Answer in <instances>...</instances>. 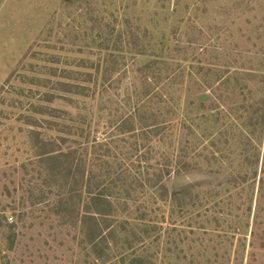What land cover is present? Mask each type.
I'll return each instance as SVG.
<instances>
[{
  "label": "rangeland",
  "instance_id": "374dc122",
  "mask_svg": "<svg viewBox=\"0 0 264 264\" xmlns=\"http://www.w3.org/2000/svg\"><path fill=\"white\" fill-rule=\"evenodd\" d=\"M134 260L264 264V0H0V264Z\"/></svg>",
  "mask_w": 264,
  "mask_h": 264
},
{
  "label": "trees",
  "instance_id": "16d2710c",
  "mask_svg": "<svg viewBox=\"0 0 264 264\" xmlns=\"http://www.w3.org/2000/svg\"><path fill=\"white\" fill-rule=\"evenodd\" d=\"M155 62H150L148 63L147 67L148 69L154 64ZM59 89L62 92H68V93H73V94H84L85 88L76 84H66V83H59ZM65 87H69V90H66ZM73 89H76L73 91ZM199 89L201 90L200 93H202V88L199 86ZM198 89V90H199ZM199 90V91H200ZM198 93V91H197ZM50 102L51 100H47ZM214 100L211 99L210 104H213ZM197 107L200 110L206 109V104L204 102L198 103ZM39 109V110H38ZM41 108H37L36 113L37 114H43ZM28 125L34 127H40V121L37 120L36 118H28ZM125 122V121H124ZM123 122V123H124ZM129 124L127 127L122 126L120 130L127 131V132H133L135 130L134 126H130ZM165 126H157L156 124H152V127H146L150 128L149 130H145V134L147 136H159L161 133L166 129L164 128ZM52 129V128H50ZM31 135L32 139L34 140V144L38 150V156L42 157V161L48 164H53V167H56V165L62 163L61 165H64L63 170H67L69 173L68 176L71 174V170L74 166V156H76L77 150H73V148H68L67 151H64L62 148V145L67 143L68 140L67 138H60L61 143L59 146L57 142L55 141H49L48 139L43 138V136L40 134V132H37V130H31ZM59 147V148H57ZM82 162L83 160L78 162L76 167L78 169H83L82 167ZM62 167V166H61ZM82 175V178H84L83 173H80ZM90 193V192H89ZM110 204L108 202V198L101 192L99 193H94L91 198L90 202L84 206V215H83V224L85 226V229H88L85 231L86 233V238L89 243L94 245L96 248L99 245V240L103 238V231L102 228L99 224V220L97 219L96 216L98 217H106L108 216L109 209H110ZM89 224V225H88ZM97 252V251H96ZM135 262L142 263L140 260H134L132 264H136Z\"/></svg>",
  "mask_w": 264,
  "mask_h": 264
}]
</instances>
